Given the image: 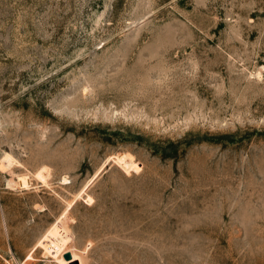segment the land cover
Listing matches in <instances>:
<instances>
[{"label": "rangeland", "instance_id": "1", "mask_svg": "<svg viewBox=\"0 0 264 264\" xmlns=\"http://www.w3.org/2000/svg\"><path fill=\"white\" fill-rule=\"evenodd\" d=\"M57 220L82 264H264V0H0V264H63Z\"/></svg>", "mask_w": 264, "mask_h": 264}, {"label": "bare ground", "instance_id": "2", "mask_svg": "<svg viewBox=\"0 0 264 264\" xmlns=\"http://www.w3.org/2000/svg\"><path fill=\"white\" fill-rule=\"evenodd\" d=\"M121 159H124L123 163H125L127 159L126 155L123 154V156H121ZM71 241V234L57 220V222H55L43 235L40 241V245L43 246L49 253L60 255L63 264H71L78 260L80 261V264H82L81 257L71 250H69L72 252L71 259H67L64 256V253L67 251L66 246Z\"/></svg>", "mask_w": 264, "mask_h": 264}, {"label": "water", "instance_id": "3", "mask_svg": "<svg viewBox=\"0 0 264 264\" xmlns=\"http://www.w3.org/2000/svg\"><path fill=\"white\" fill-rule=\"evenodd\" d=\"M64 256L67 258V259H70L72 257V254L70 251H67Z\"/></svg>", "mask_w": 264, "mask_h": 264}]
</instances>
